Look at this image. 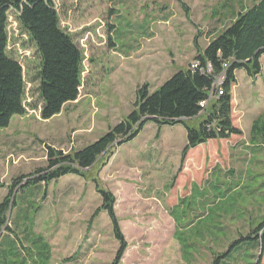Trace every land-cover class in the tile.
I'll list each match as a JSON object with an SVG mask.
<instances>
[{
	"label": "rangeland",
	"instance_id": "rangeland-1",
	"mask_svg": "<svg viewBox=\"0 0 264 264\" xmlns=\"http://www.w3.org/2000/svg\"><path fill=\"white\" fill-rule=\"evenodd\" d=\"M226 1L54 0L60 26L82 49L84 61L77 100L49 120L39 115L38 56L10 14L8 50L24 70L27 114L0 128V202L15 180L46 166L47 146L70 153L96 141L131 112L138 87L147 83L151 92L187 69L196 54L194 36L199 33L204 49L240 10L239 0H231L229 8ZM251 4L243 1L244 8ZM260 63L257 80L244 70L235 74L232 113L245 114L240 136L210 140L182 161L184 128L150 122L135 139L98 158L86 178L68 175L19 192L12 220L25 218L45 238L50 264H111L118 243L106 212L90 224L102 204L97 184L116 200L127 242L120 264H211L264 215V145L248 143L246 125L264 114V56ZM204 117L188 124L197 126ZM216 191L223 197L216 198ZM15 231L22 237L21 229ZM179 231L193 245L185 255ZM259 257L264 264V239L223 264H256Z\"/></svg>",
	"mask_w": 264,
	"mask_h": 264
},
{
	"label": "trees",
	"instance_id": "trees-1",
	"mask_svg": "<svg viewBox=\"0 0 264 264\" xmlns=\"http://www.w3.org/2000/svg\"><path fill=\"white\" fill-rule=\"evenodd\" d=\"M243 1H238L240 10L232 14L233 20L209 40L204 49L198 44L199 33L194 36L196 54L193 61L198 63L197 69L191 70L190 64L151 92L149 85L144 83L136 90L131 112L96 141L70 153L47 146L46 166L13 182L0 202V264H50L51 248L45 238L36 234L25 218L12 220L19 192L31 186H48L68 175L86 178V172L98 158L103 159L115 146L120 147L135 139L150 122L158 127L180 125L184 128L187 141L181 153L182 161L191 149L210 140H226L242 134L231 120L235 72L244 70L247 76L256 79L261 73L260 59L264 56V0H252L248 8H244ZM230 2L226 1L224 6L229 8ZM10 14H14L20 33L26 35L38 56L34 80L38 81L42 120L53 118L65 104L76 101L82 85L84 54L72 36L61 28L54 0H0V128L8 127L13 116L27 114L24 70L8 50ZM220 76L223 82L220 88H215ZM202 101H209L208 109V106L204 110L200 107ZM203 115L205 117L197 126L188 124ZM251 130L250 140L264 145V114L252 124ZM96 190L102 204L93 213L90 224L99 212H106L118 243L111 264H120L127 242L115 214L116 200L110 191L97 184ZM222 197L223 193L216 191V198ZM13 227L21 229L22 237ZM263 231L264 215L255 230L231 241L223 253L214 255L211 264H223L242 248L254 249L263 241ZM177 238L181 253L185 255L193 245L188 244L181 231ZM256 264H260V257Z\"/></svg>",
	"mask_w": 264,
	"mask_h": 264
},
{
	"label": "crops",
	"instance_id": "crops-1",
	"mask_svg": "<svg viewBox=\"0 0 264 264\" xmlns=\"http://www.w3.org/2000/svg\"><path fill=\"white\" fill-rule=\"evenodd\" d=\"M235 74H236V72H235ZM170 77V76H169ZM235 77H236V75H235ZM256 80H257V77H256ZM257 82V81H256ZM231 97H232V95H231ZM248 109L250 108V106H248L247 107ZM261 113L260 114H258V115H255L254 116V118H252L251 120H250V122H246V125H247V128H249V131H252L251 130V128H252V124L258 119V118H260L261 116ZM260 116V117H259ZM240 117L242 118V119H245V114L243 115V114H238V115H235V114H233L232 113V100H231V120H232V124H233V126L234 127H236V128H238V129H240V131L242 132V131H244L243 130V122H242V120L240 119ZM243 126V127H242ZM249 135H250V132H249ZM238 136H240V135H237V136H231V137H238ZM251 140H249L248 141V143L250 144L251 142H250ZM253 143V142H252ZM256 143V142H255ZM257 146H261V144H256ZM253 146V145H252ZM192 150V149H191Z\"/></svg>",
	"mask_w": 264,
	"mask_h": 264
},
{
	"label": "built area",
	"instance_id": "built-area-1",
	"mask_svg": "<svg viewBox=\"0 0 264 264\" xmlns=\"http://www.w3.org/2000/svg\"><path fill=\"white\" fill-rule=\"evenodd\" d=\"M197 68H198V63H197L196 61H193V62L191 63V65H190V69H191V70H195V69H197ZM222 82H223V77L220 76V77L218 78V80H217V81L215 82V84H214L215 88H220ZM218 91H219V95L222 94L221 89H219ZM199 105H200V107L204 110L205 107H206V105H207V102L202 101V102H200Z\"/></svg>",
	"mask_w": 264,
	"mask_h": 264
}]
</instances>
